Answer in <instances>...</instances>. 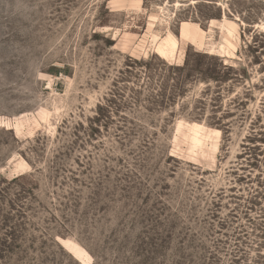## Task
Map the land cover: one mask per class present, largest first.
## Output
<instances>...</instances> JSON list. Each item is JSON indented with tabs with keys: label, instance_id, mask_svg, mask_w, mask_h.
Returning <instances> with one entry per match:
<instances>
[{
	"label": "rangeland",
	"instance_id": "1",
	"mask_svg": "<svg viewBox=\"0 0 264 264\" xmlns=\"http://www.w3.org/2000/svg\"><path fill=\"white\" fill-rule=\"evenodd\" d=\"M0 264H264V0H0Z\"/></svg>",
	"mask_w": 264,
	"mask_h": 264
},
{
	"label": "bare ground",
	"instance_id": "2",
	"mask_svg": "<svg viewBox=\"0 0 264 264\" xmlns=\"http://www.w3.org/2000/svg\"><path fill=\"white\" fill-rule=\"evenodd\" d=\"M173 54V53H172Z\"/></svg>",
	"mask_w": 264,
	"mask_h": 264
}]
</instances>
